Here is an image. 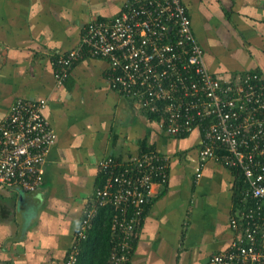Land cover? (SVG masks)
Segmentation results:
<instances>
[{"label": "crops", "instance_id": "0c3cea01", "mask_svg": "<svg viewBox=\"0 0 264 264\" xmlns=\"http://www.w3.org/2000/svg\"><path fill=\"white\" fill-rule=\"evenodd\" d=\"M127 1L0 0V121L17 98L44 99L56 135L36 191L0 186V264H65L102 180L99 161L146 149L168 155V181L153 186L130 264H208L233 237L239 172L209 160L195 178L199 130L167 134L110 87L105 58L86 56L55 80L51 59L77 47L89 21L116 17ZM182 1L213 75L264 73V0Z\"/></svg>", "mask_w": 264, "mask_h": 264}, {"label": "built area", "instance_id": "2783aa9c", "mask_svg": "<svg viewBox=\"0 0 264 264\" xmlns=\"http://www.w3.org/2000/svg\"><path fill=\"white\" fill-rule=\"evenodd\" d=\"M86 56L107 59L110 87L153 115L167 134L199 130L197 180L209 160L242 175V208L229 217L233 237L208 264H264V73L213 75L182 0H128L116 17L89 21L80 44L51 59L55 80L61 83ZM45 107L44 99L17 98L1 119V187L34 192L43 183L56 138ZM98 169L102 182L83 210L66 264H75L80 242L106 206L115 210L107 264H130L153 186L168 181L169 157L146 149L126 160L107 156Z\"/></svg>", "mask_w": 264, "mask_h": 264}, {"label": "trees", "instance_id": "16d2710c", "mask_svg": "<svg viewBox=\"0 0 264 264\" xmlns=\"http://www.w3.org/2000/svg\"><path fill=\"white\" fill-rule=\"evenodd\" d=\"M154 117V116H153ZM239 182L236 186V192L242 196V191L245 188L243 177L238 173ZM102 180L99 182L101 184ZM98 184V185H99ZM145 208L142 218L139 222L141 226L144 216ZM115 210L112 206L100 208L95 218L91 222L86 239L80 242L79 254L75 264H107L110 252V239H111V222ZM100 247V248H99ZM100 249V250H99ZM98 254V255H97ZM67 254L65 258L66 264Z\"/></svg>", "mask_w": 264, "mask_h": 264}]
</instances>
